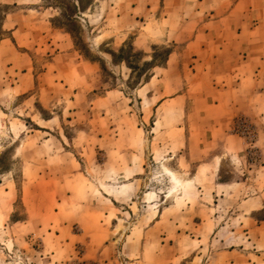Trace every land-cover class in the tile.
<instances>
[{
    "label": "rangeland",
    "instance_id": "1",
    "mask_svg": "<svg viewBox=\"0 0 264 264\" xmlns=\"http://www.w3.org/2000/svg\"><path fill=\"white\" fill-rule=\"evenodd\" d=\"M66 1L0 0V264H264V100L214 59L264 0Z\"/></svg>",
    "mask_w": 264,
    "mask_h": 264
},
{
    "label": "crops",
    "instance_id": "2",
    "mask_svg": "<svg viewBox=\"0 0 264 264\" xmlns=\"http://www.w3.org/2000/svg\"><path fill=\"white\" fill-rule=\"evenodd\" d=\"M197 52L198 51H195L194 54H197ZM216 52H218L215 55L217 57L214 58L216 62H220L221 61L220 58H222L224 60V64L222 65L227 64V62L231 63V68L229 69L230 71L229 77L232 78V81L230 85H227L228 95H229V99L227 102L231 105L230 119L232 120V118L235 116V113L238 110H242L245 113H250V114L253 113V115H256L258 119L259 118V108H258L259 102H262V100H264V94L260 96L256 94L253 97H249L247 95V90H248L249 72L253 70H258L257 74H259L264 70V55L261 53V50H259V55L255 54L253 55V57H251L250 54H246V55L242 54L241 51H240L241 55L231 54L230 53L231 50H228V49H218ZM238 52L239 51H237V53ZM240 57H243V59H241ZM249 58H252L253 60H255L254 64L252 61H249ZM193 59L196 60V58H193ZM238 62H243V65L236 66L235 63H238ZM248 63L252 65V68L250 71H249V68L246 69V66H248ZM170 65L172 64H170V58H169L168 66ZM258 66H259V69H258ZM253 84H255L254 87H257V84H258L257 80H255ZM233 139L236 140L235 137H233ZM224 149H226L225 152L228 154L230 152H241L242 147L240 146L239 141H237V143H235L233 146H230V147L225 146ZM262 196L264 197V194L262 192H257L253 200L255 201L259 200V203H262V202L264 203V199L262 198ZM259 206L262 207V205H259Z\"/></svg>",
    "mask_w": 264,
    "mask_h": 264
},
{
    "label": "trees",
    "instance_id": "3",
    "mask_svg": "<svg viewBox=\"0 0 264 264\" xmlns=\"http://www.w3.org/2000/svg\"><path fill=\"white\" fill-rule=\"evenodd\" d=\"M64 10L62 12V16L58 17L59 19H65V23H70L71 25H75L77 23L76 17L74 15H71L68 13V11L71 12H82V9L84 7L83 0H67L64 5L61 6ZM61 8V9H62ZM63 17V18H62ZM170 52H167L165 61L168 58Z\"/></svg>",
    "mask_w": 264,
    "mask_h": 264
},
{
    "label": "bare ground",
    "instance_id": "4",
    "mask_svg": "<svg viewBox=\"0 0 264 264\" xmlns=\"http://www.w3.org/2000/svg\"><path fill=\"white\" fill-rule=\"evenodd\" d=\"M167 170H168V169H167ZM168 172H169V174L171 175L172 180L175 181V186H174V188L169 192V195H172V193H174V192L177 191V189H178V185L181 183L182 179H181V177H180L177 173H175V172H173V171H171V170H168Z\"/></svg>",
    "mask_w": 264,
    "mask_h": 264
}]
</instances>
